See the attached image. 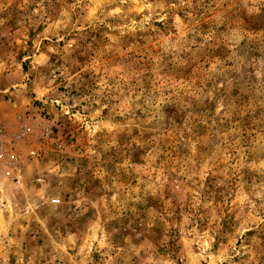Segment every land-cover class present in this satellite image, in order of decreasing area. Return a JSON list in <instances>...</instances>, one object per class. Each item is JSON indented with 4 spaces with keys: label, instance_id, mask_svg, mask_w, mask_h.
<instances>
[{
    "label": "rangeland",
    "instance_id": "374dc122",
    "mask_svg": "<svg viewBox=\"0 0 264 264\" xmlns=\"http://www.w3.org/2000/svg\"><path fill=\"white\" fill-rule=\"evenodd\" d=\"M0 125V264H264V0H0Z\"/></svg>",
    "mask_w": 264,
    "mask_h": 264
},
{
    "label": "built area",
    "instance_id": "2783aa9c",
    "mask_svg": "<svg viewBox=\"0 0 264 264\" xmlns=\"http://www.w3.org/2000/svg\"><path fill=\"white\" fill-rule=\"evenodd\" d=\"M16 146V143H14ZM14 146H8L6 143V131L4 127L0 125V181L4 179H14V169L19 166L20 159L17 154V150ZM29 154L34 156L35 150L31 149ZM15 180V179H14ZM53 202H58L59 199H53Z\"/></svg>",
    "mask_w": 264,
    "mask_h": 264
}]
</instances>
